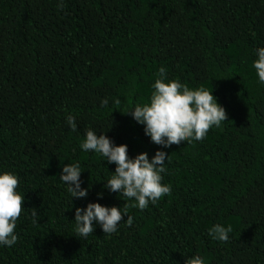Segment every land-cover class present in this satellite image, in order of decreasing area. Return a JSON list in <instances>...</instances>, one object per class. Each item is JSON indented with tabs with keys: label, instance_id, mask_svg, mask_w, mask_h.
Returning <instances> with one entry per match:
<instances>
[{
	"label": "trees",
	"instance_id": "1",
	"mask_svg": "<svg viewBox=\"0 0 264 264\" xmlns=\"http://www.w3.org/2000/svg\"><path fill=\"white\" fill-rule=\"evenodd\" d=\"M257 47L264 0H0V171L18 176L24 197L18 241L0 247V264H185L191 255L205 264H264ZM161 66L169 79L213 91L226 122L202 141L153 144L127 112L148 103ZM89 127L127 145L132 158L165 151L162 182L171 194L144 210L129 207L131 227L125 216L117 233L97 225L82 238L76 208L132 203L103 187L115 165L80 149ZM76 162L89 192L72 201L59 176ZM215 224L231 228L228 242L209 236Z\"/></svg>",
	"mask_w": 264,
	"mask_h": 264
},
{
	"label": "clouds",
	"instance_id": "2",
	"mask_svg": "<svg viewBox=\"0 0 264 264\" xmlns=\"http://www.w3.org/2000/svg\"><path fill=\"white\" fill-rule=\"evenodd\" d=\"M64 0H58L62 7ZM255 59L252 67L258 82L264 85V47L254 50ZM158 79L151 85L152 91L148 103L135 105L127 114H131L137 124L143 126L145 136L164 149L181 142L202 141L209 130L220 127L226 122L227 113L217 99L203 87L190 89L179 80L169 79L167 69L161 66ZM116 104L121 101L116 99ZM108 99L102 104L107 106ZM66 123L73 132L77 131L75 117L68 115ZM84 152L97 154L107 165H115L110 178L103 183L109 194L116 193L131 201L123 208L102 206L100 203H88L85 208L75 209V233L87 238L93 234L95 226L111 236L118 232L119 225L126 216V225H133V217L128 215V208L146 209L150 204L156 205L164 196L171 194V185L164 184L163 175L167 174L165 166L168 155L158 150L149 158L148 153H141L134 158L128 155V146H117L105 133H98L92 127L85 130L83 142L79 145ZM106 167V166H105ZM81 165L79 162L66 164L62 168L60 181L65 186L72 201L86 199L89 188H82ZM163 174V175H162ZM19 178L13 172L0 171V247H12L18 241L15 229L21 215L24 197L18 191ZM103 198V193L98 194ZM36 222L37 211L31 213ZM231 228L215 224L209 230V236L217 242H228ZM185 264H205L200 255H191Z\"/></svg>",
	"mask_w": 264,
	"mask_h": 264
}]
</instances>
